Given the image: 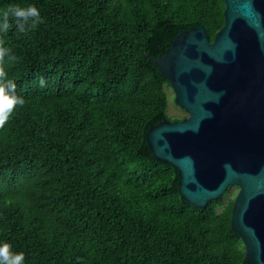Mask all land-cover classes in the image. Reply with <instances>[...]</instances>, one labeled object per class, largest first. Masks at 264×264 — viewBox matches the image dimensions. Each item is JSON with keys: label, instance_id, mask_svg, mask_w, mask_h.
<instances>
[{"label": "trees", "instance_id": "1", "mask_svg": "<svg viewBox=\"0 0 264 264\" xmlns=\"http://www.w3.org/2000/svg\"><path fill=\"white\" fill-rule=\"evenodd\" d=\"M29 5L42 22L0 31L13 57L0 68L25 101L0 128V243L23 264H247L237 193L189 204L145 139L184 117L168 115L152 58L184 30L212 40L224 1L0 0V14Z\"/></svg>", "mask_w": 264, "mask_h": 264}, {"label": "water", "instance_id": "2", "mask_svg": "<svg viewBox=\"0 0 264 264\" xmlns=\"http://www.w3.org/2000/svg\"><path fill=\"white\" fill-rule=\"evenodd\" d=\"M224 23L178 33L152 58L187 116L151 126L154 158L178 171L179 193L203 209L237 187L231 226L247 264H264V0H223Z\"/></svg>", "mask_w": 264, "mask_h": 264}, {"label": "clouds", "instance_id": "3", "mask_svg": "<svg viewBox=\"0 0 264 264\" xmlns=\"http://www.w3.org/2000/svg\"><path fill=\"white\" fill-rule=\"evenodd\" d=\"M0 15H2L0 31L4 32L12 27V24L9 23L10 17L14 19L15 27L20 33H25L42 22L40 11L34 5H29L26 8L11 6ZM5 57L13 59L10 55V49L4 47L3 43L0 42V60ZM43 83V80H41V86H43ZM24 103V99L16 93L15 82L7 79V74L0 68V128L7 122L14 108ZM23 261V253H13L10 251L8 243H0V264H23Z\"/></svg>", "mask_w": 264, "mask_h": 264}, {"label": "rangeland", "instance_id": "4", "mask_svg": "<svg viewBox=\"0 0 264 264\" xmlns=\"http://www.w3.org/2000/svg\"><path fill=\"white\" fill-rule=\"evenodd\" d=\"M168 92V107H167V113L168 115H170L171 117L174 116H179V117H186L187 113L181 109L175 102V98H174V93L171 89H167ZM238 192V188L233 186L231 188V195L236 194Z\"/></svg>", "mask_w": 264, "mask_h": 264}]
</instances>
